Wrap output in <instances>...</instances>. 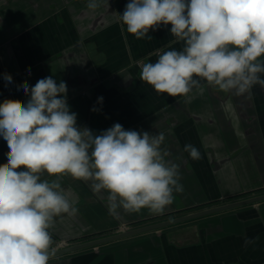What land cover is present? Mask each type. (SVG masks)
Returning a JSON list of instances; mask_svg holds the SVG:
<instances>
[{
    "label": "crops",
    "instance_id": "0c3cea01",
    "mask_svg": "<svg viewBox=\"0 0 264 264\" xmlns=\"http://www.w3.org/2000/svg\"><path fill=\"white\" fill-rule=\"evenodd\" d=\"M87 2L0 0V103L27 101L18 90L25 81L34 86L47 76L62 80L79 126L97 134L115 123L163 132L162 147L171 154L167 159L180 165L184 190L174 194L163 215L121 209L113 217L102 198L106 193L94 194L89 183L64 175L62 187L78 212L57 218L50 229L55 243L73 244L264 193V88L236 96L205 83L203 93L188 97L158 94L139 79L140 64L155 62L158 51L167 50L171 25L150 30V40H138L120 22L128 0H104L95 12ZM186 144L202 158L191 159ZM8 151L0 136V164L7 162ZM253 238L246 246L245 239ZM49 264H264V200L57 255Z\"/></svg>",
    "mask_w": 264,
    "mask_h": 264
},
{
    "label": "clouds",
    "instance_id": "9594fccd",
    "mask_svg": "<svg viewBox=\"0 0 264 264\" xmlns=\"http://www.w3.org/2000/svg\"><path fill=\"white\" fill-rule=\"evenodd\" d=\"M103 3L88 0L86 7L95 12ZM119 18L138 40L171 25L167 50L140 64L139 79L158 94L188 97L203 93L205 83L236 96L264 88V0H128ZM177 43L180 49L173 47ZM3 78L12 82L10 74ZM19 89L27 101L0 103V136L9 149L0 164V264H49L55 257L50 229L63 214L78 212L62 187L64 175L89 183L94 194L106 193L113 217L121 209L163 215L174 194L183 192L180 165L167 159L163 132L115 123L97 134L79 126L66 82L52 76ZM183 150L202 158L192 144Z\"/></svg>",
    "mask_w": 264,
    "mask_h": 264
},
{
    "label": "water",
    "instance_id": "95a60500",
    "mask_svg": "<svg viewBox=\"0 0 264 264\" xmlns=\"http://www.w3.org/2000/svg\"><path fill=\"white\" fill-rule=\"evenodd\" d=\"M261 200H264V193H260L257 195L248 196L244 198H239V199L232 200L229 202L227 201L225 203L216 204L215 206L212 205V206L204 207L202 209L200 208L194 211H190L189 213L188 212L180 213L175 216H171V217H168L162 220H156L153 222L141 224V225L130 227V228H123L120 231H117L114 233L105 234V235L86 239V241L82 240L79 242H74L73 244L72 243L64 244L63 246L56 247L57 251H56L55 256L74 252V251L81 250V249L88 248V247H94V246L101 245L106 242H112L114 240L121 239V238L125 239V237L140 234L142 232H147V231H150V229L151 230L160 229L166 226H171L173 224L188 221V220L195 219V218L205 216L208 214H212L215 212H220L224 210L228 211V209H232L238 206L241 207L242 205L251 204L254 202L261 201Z\"/></svg>",
    "mask_w": 264,
    "mask_h": 264
},
{
    "label": "built area",
    "instance_id": "2783aa9c",
    "mask_svg": "<svg viewBox=\"0 0 264 264\" xmlns=\"http://www.w3.org/2000/svg\"><path fill=\"white\" fill-rule=\"evenodd\" d=\"M125 227H126V226H122L120 229H123V228H125ZM64 244H67V241H65V240L57 241V242L55 243V247L63 246Z\"/></svg>",
    "mask_w": 264,
    "mask_h": 264
},
{
    "label": "rangeland",
    "instance_id": "374dc122",
    "mask_svg": "<svg viewBox=\"0 0 264 264\" xmlns=\"http://www.w3.org/2000/svg\"><path fill=\"white\" fill-rule=\"evenodd\" d=\"M182 213H183V212H182ZM185 213H186V212H185ZM175 215H177V214H174V216H175ZM163 217H164V216H163ZM168 217H171V216H165L163 219L168 218ZM152 222H153V221H152ZM148 223H149V222H148ZM139 225H140V224H139ZM134 226H138V225H137V224H133V225H131V226H130V225H127L126 228H130V227H134ZM116 230L119 231L120 229H116Z\"/></svg>",
    "mask_w": 264,
    "mask_h": 264
},
{
    "label": "trees",
    "instance_id": "16d2710c",
    "mask_svg": "<svg viewBox=\"0 0 264 264\" xmlns=\"http://www.w3.org/2000/svg\"><path fill=\"white\" fill-rule=\"evenodd\" d=\"M193 207H195V206H193ZM90 236V235H89ZM89 236H86V237H89ZM89 238H91V237H89Z\"/></svg>",
    "mask_w": 264,
    "mask_h": 264
}]
</instances>
